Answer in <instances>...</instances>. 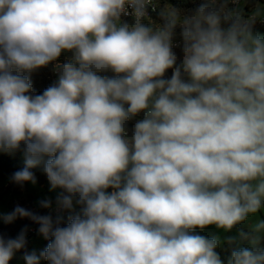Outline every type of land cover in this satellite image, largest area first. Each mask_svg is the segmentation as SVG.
I'll list each match as a JSON object with an SVG mask.
<instances>
[{
  "label": "clouds",
  "instance_id": "1",
  "mask_svg": "<svg viewBox=\"0 0 264 264\" xmlns=\"http://www.w3.org/2000/svg\"><path fill=\"white\" fill-rule=\"evenodd\" d=\"M238 5L0 0V151L25 156L10 180L34 185L43 164L57 211L80 208L66 226L19 205L5 217L49 240L26 264H264V219L242 246L224 237L227 260L218 237L192 231L264 212V7ZM49 64L57 82L32 94ZM25 243L0 236V264Z\"/></svg>",
  "mask_w": 264,
  "mask_h": 264
},
{
  "label": "rangeland",
  "instance_id": "2",
  "mask_svg": "<svg viewBox=\"0 0 264 264\" xmlns=\"http://www.w3.org/2000/svg\"><path fill=\"white\" fill-rule=\"evenodd\" d=\"M177 3L180 6L177 5ZM255 4L256 5H254V8L258 6L264 7L263 3L256 2ZM165 6L167 7L173 6L182 11H195L193 7V2H191L190 0H163L161 7H165ZM180 31L181 29L177 27L176 29L177 36H179ZM255 32L264 35V31H255ZM62 55L64 56L66 54L62 53ZM1 152H6V151H0V153ZM7 153H11V154L17 153L20 162L23 165H25V156L22 150H16ZM33 169L38 171V173L35 174L37 182L34 185L28 182L24 188H21L16 185H12V182L9 178L0 181V223L2 221H6L5 217L9 213H11L17 205L32 210L35 213L44 212L46 210H54L56 208V200L57 197L61 195L62 190L61 189L51 190L47 176L43 170V164ZM45 199H49L52 201L53 206L51 209L42 208L40 206L39 202ZM73 214L74 213H71L70 215ZM70 215H68L67 217H69ZM259 219H264V212L257 213L255 216L250 217L248 221L236 226L230 233H225L223 230L216 228L215 225H209L204 229L197 228L192 231L197 234L206 236L208 238L218 237L221 243L220 246L217 248V252L220 254L222 259L227 260L230 256V248L226 243H224V237L227 235H231L235 237L237 241L236 246H242L246 244L245 241H242L240 239L239 233L241 231L247 232L249 229V225L255 223ZM67 223H68V218L61 226H66ZM0 236H3L5 239H9L8 233L5 231V229L0 230ZM48 243H49L48 239L46 240L44 239L41 240L38 238L32 239L31 242H29V245L25 249L14 251L12 256L14 264H26V261L24 259L26 254H29L33 251L39 254L47 247ZM41 264H47V261L41 260Z\"/></svg>",
  "mask_w": 264,
  "mask_h": 264
},
{
  "label": "trees",
  "instance_id": "3",
  "mask_svg": "<svg viewBox=\"0 0 264 264\" xmlns=\"http://www.w3.org/2000/svg\"><path fill=\"white\" fill-rule=\"evenodd\" d=\"M190 1L193 2V7L195 10L201 5V3H197L195 0H190ZM256 2H260L264 4V0H244V6L242 8L245 9L246 13H250L253 10L254 5H256L255 4ZM162 3H163V0H162ZM177 5L179 4L177 3ZM151 18L154 21L159 22L160 20L159 11L153 14ZM253 30L254 31H264V26L260 25L259 23H256ZM175 51L177 52V55L179 57L181 55L179 52V49H176ZM64 54L66 55L64 56L62 55L60 58L61 60L65 59L66 57L71 56V53H64ZM53 71H54L53 64H49L47 67H42L34 71L33 73H31L30 79H31L32 86H33L32 94L34 95L42 94L46 88H48L49 86H52L53 84L57 82V80L53 76ZM171 75H172V69H169L166 72L165 77L170 78ZM143 115H144L143 113L139 114L137 116V119H142ZM131 126L132 125L130 124L129 127L131 128ZM24 167L25 165H23L20 162L17 153H14V154L7 153V152L0 153V181L6 178L10 179L11 175L14 172L21 170ZM31 171H33L34 174L38 173V171L34 169H31ZM27 183L28 182L23 184V186H20L12 182V185H16L18 187L24 188L27 185ZM67 218L68 217H63L62 224H64ZM32 226L33 225L31 224L29 219L17 217L11 222H8L7 220L2 221L0 223V230L5 229V231L8 233L9 239H16L21 233H24L25 237L28 236L29 230L31 229ZM36 238L41 239V240L43 239L46 240V238L42 234L38 233L30 237L29 241L26 242L25 246L21 249H25L29 245V242H31L32 239H36ZM9 264H14L13 258L10 259Z\"/></svg>",
  "mask_w": 264,
  "mask_h": 264
},
{
  "label": "built area",
  "instance_id": "4",
  "mask_svg": "<svg viewBox=\"0 0 264 264\" xmlns=\"http://www.w3.org/2000/svg\"><path fill=\"white\" fill-rule=\"evenodd\" d=\"M195 1L197 3H201V4L204 2V0H195ZM160 6H162V0H160ZM238 6L242 8L244 6V0H239V5ZM158 11H159V9L153 10V9L149 8L148 9V14H149L150 17H152V15L157 13ZM257 23H259L260 25L264 26V21H257ZM172 72H173V69H172ZM53 76L55 77L56 80H58V74L55 71H53ZM108 191L110 192L111 189H109ZM79 210H80L79 206H75L74 212H70V211H67V210H64L62 212H58L57 209L55 208L54 210H46L44 212H40V213H37V214H39V215H52L53 218L55 219V217L57 215H61L62 217H67L71 213L78 212ZM30 222H31V224L33 226L29 230L28 236L25 237L26 242L29 241L30 237H32V236H34V235L39 233V231H38L39 225L34 223L31 220H30Z\"/></svg>",
  "mask_w": 264,
  "mask_h": 264
}]
</instances>
